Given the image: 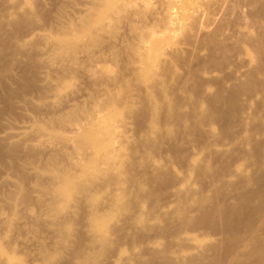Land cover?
I'll use <instances>...</instances> for the list:
<instances>
[{
  "label": "bare ground",
  "instance_id": "obj_1",
  "mask_svg": "<svg viewBox=\"0 0 264 264\" xmlns=\"http://www.w3.org/2000/svg\"><path fill=\"white\" fill-rule=\"evenodd\" d=\"M2 1L0 0V3ZM96 1L94 4L92 3L91 7L87 6L83 12V18L79 17L81 19L78 20L79 22L68 24L65 34H61L55 39L49 36L46 32L47 29L45 30L43 27L41 29L39 25L40 28L35 25L39 29L35 30L36 27L33 25L35 28L27 31L30 26H27L26 23L29 20L28 17L31 18L29 21L31 22L37 15L36 11H33L34 5L31 3L33 1L18 4L17 0H7L8 13L7 10L6 13H0V35L9 26L10 29L14 26L17 29V34L23 33L20 35L24 38L21 44H18L21 38L15 40L16 32L14 36L10 34L11 37L7 38V41H14L17 48L19 45L21 46L20 49H16L18 56L14 53L18 58L20 54L31 52L32 50L29 49H33L35 42L42 41L50 48L59 51L58 54L50 55L49 58L46 56L45 65L48 63L49 65H59L57 67L61 65L60 68L63 65V69L64 66L76 68L75 50L70 47L73 41L79 40L81 37L89 38L93 33H97L102 39L82 52L80 57L85 58L88 51L100 52L101 46L105 44L102 43L104 38H115L120 29L125 26L130 25V28L133 29H131L132 32L135 30L141 32L140 40L137 39L136 43L134 42L128 47L134 55L132 56L134 59L131 58L133 59L131 60V80L124 81L119 75L109 73L106 66H96L95 70H85V73L96 81L118 86L117 93L106 92L103 94L106 95L105 98L92 103L90 107L77 109H73L75 106L72 105L73 103L70 105L63 100L73 96L70 87L69 90L65 88L64 94L59 96H56L59 93L55 94L59 103L61 100L63 101H61V105L66 103L68 106H65L67 111L62 112V115L59 112L56 115L54 113L53 116L57 118L54 117L56 120H52L56 121V124H60L61 127L65 126L72 132L69 131L72 135H49L40 126L37 130L38 135H34L35 138L31 139L33 142L31 146L32 149L44 151V155L49 154V156L43 157L41 152L36 154L37 151L35 153L33 150L32 162L37 159L36 155L40 154L41 160L42 157L49 158L47 159L48 164L46 165L47 162L44 161L46 166L43 164L45 166L44 169L42 168L43 171L45 170L43 174L39 172L43 166L38 169L39 174L33 168L30 170L31 173L32 170L37 173L36 178L38 175L45 174L46 176H44L50 182L45 188L41 187L44 186L43 182L42 185L38 184L41 188L40 195L44 196V200L46 198V201L41 203L47 209L45 218L41 217L42 222L39 223L45 227V229H41L47 230L48 234H53L55 238L57 237V241L50 242L53 247L49 243H40L39 238L35 236L36 232L30 231L28 228V231L35 234L30 233L35 236L33 240H30L27 238L29 233L26 232V228L21 226H19V230L25 229L27 237L25 235L17 237L15 235L19 232L17 230L15 232V228L18 229V226L13 229L14 226L12 227V223H10L2 228L4 230L3 238L5 239L6 235L7 240L5 241H8L7 246L10 245L8 248L10 247L14 252L18 251L20 245L25 249H32V252L24 250L23 254L27 253V257H35L34 261L44 258L45 261L42 264H264V169L263 173L262 171H253L249 176L237 168L232 169L236 166L233 165L237 162L236 156H239L246 146L264 148V127L261 125L262 123L260 124L264 119L262 113L264 100L260 102L261 104H256V108L250 107L252 103L256 102L255 100L264 99V16L261 12L264 9V0H250L252 6L259 7L260 12L251 13L258 24L252 29L253 37L243 38L242 41L247 45L256 66L252 70L248 67V70L239 71L241 73L239 76L237 71V74L234 73L235 77L233 74L224 72L231 65L230 62H232L237 46L229 43V38L227 40L226 36L219 40L215 33L203 34V31L212 28V18L209 13H203L202 9L193 8L190 1L183 0L177 4V0H175L176 4H172L170 0L168 11L163 8L167 11L165 14L167 17L163 20L165 28L160 29L161 31L155 26L146 29V27L138 28L122 22L119 17L120 15L125 17L127 5L125 7L118 4L113 7L110 0ZM226 1L219 0L218 2ZM3 2L6 3L5 0ZM42 3L44 4V2ZM0 5L2 6V3ZM127 8L129 9V6ZM131 8L130 10H132ZM9 9H15L16 16L12 15L13 12L12 10L10 12ZM137 9L139 10V7ZM154 10L152 8V11L136 12L134 9L133 15L143 19V15L146 13L157 14L158 9L155 10L156 12ZM24 16H27V20ZM22 17L26 22L21 19ZM21 20L24 22L22 23ZM32 23L34 24V21ZM97 24H100V27L98 31L94 32V27ZM56 25H61V22H55ZM60 27L63 28L62 26L58 28ZM172 30L182 34V36L179 34L181 42L173 41L172 35L170 36L171 40L165 35L166 33L164 36L158 34ZM137 32L134 33L136 36H138ZM68 34H72V37H68ZM231 34V36H235V34ZM11 42L7 44L4 42L5 45H0V65L5 63L6 53L13 48L11 46L14 44ZM108 43H106L107 46ZM197 43H201L202 48L208 45L206 47H209L207 57L201 58V50H197L195 47ZM163 44L167 45L164 48L167 51H161ZM127 54L131 53L126 52ZM122 55L124 54L122 53ZM30 57L31 55L26 59L30 60ZM114 58H118V54ZM192 62L198 63L196 68H192L190 64ZM180 68L184 70V73H181ZM209 68L213 72L215 70L219 72L221 75L219 74L218 77L220 78H215L216 75L213 77L214 79H209L210 75L206 79L205 74L206 76L209 74ZM64 70L70 72L67 68ZM258 74H261L263 78L258 79ZM7 79L8 81L15 80V76L9 75ZM228 83H230L229 86ZM213 86L217 90L211 94L210 88ZM192 93H198L196 96L199 99L194 100L197 98L193 99L194 94L192 95ZM243 96L248 100H246L247 106L245 105V107L242 102ZM28 97L31 98L29 95ZM25 98L24 100L27 102L29 99ZM49 99L52 98L47 99L50 102ZM251 101L254 102L251 103ZM29 102L31 101L29 100ZM53 102L56 103V100H52L50 105L47 104L49 108L56 105ZM19 105L21 106V104ZM56 107L58 108V106ZM247 110L249 111L247 112ZM214 128H217L218 133H215L216 129ZM12 130L10 134L6 133L10 135L9 137H0L1 143L2 141L6 142L5 144L8 143L11 148L10 153H6L9 157H15V153L19 149L17 146L15 147V143H18L17 139L20 140L19 138L24 137L23 134L26 133L27 127L18 125ZM179 130H182L181 134L178 133ZM177 135L183 136L181 137L183 139L179 138L181 141L183 140L181 144ZM24 140L29 139L23 138ZM21 142L22 140L19 141V143ZM25 142L30 146V143ZM25 142H23L24 146ZM209 142L229 150L208 154L213 148ZM13 144L17 149H14ZM23 145L21 147L25 152L27 148L25 147V150ZM163 146L167 148L165 154L162 152L164 155L159 153L158 158L153 157L154 153L159 155L155 151L163 150ZM29 148L31 149V147ZM29 148L28 150H30ZM189 148L192 149L191 152L196 149L203 156L199 160H194L196 153H194L195 156L189 155ZM2 150L4 148L0 147V155L5 151ZM22 150L17 152L20 153ZM67 150H70L71 155L67 153ZM23 152L22 155H19L24 156ZM29 154L32 155V152ZM226 154L229 165L228 163L223 165L221 160V156H226ZM28 156L30 155H25V157ZM34 156L36 157L34 158ZM12 159L6 158L7 163H12L9 162ZM16 159L13 161L16 162ZM206 159H208L209 165L203 166L202 162ZM24 160V158L21 161L17 160L20 164L16 163L21 165ZM29 162L25 163L28 164V167L30 166ZM13 164H9V166ZM16 166L18 167V165ZM175 166L179 171L176 172L173 169ZM10 168L12 169V167ZM262 168H264V164H262ZM23 170L21 171L23 172ZM21 171L19 170V172ZM18 174L17 176H19ZM193 174L196 177V179L193 178L197 185L196 188L190 180ZM23 175L19 177H25ZM27 177L29 178V176ZM21 180L28 179L21 178ZM31 180L33 181V179ZM22 183L21 189H24ZM17 187H15L17 189L15 191L21 193L20 187ZM29 192L23 190V193L28 194ZM164 194L167 197H164L166 201L160 205L164 199L161 195ZM27 197L25 195L23 200L28 201ZM23 200L22 202L17 200L18 207L21 206L20 203L25 202ZM166 202L171 204L169 203L170 205L166 207ZM142 204L147 205L146 209L141 207ZM21 208L18 209L21 210ZM18 209L15 210L18 211ZM17 215L19 214H16V217ZM34 218L36 221L37 217ZM38 219L40 220V218ZM38 221L36 222L38 223ZM38 233L40 236L43 234ZM146 237L149 243L145 241ZM150 238L157 242L149 240ZM141 242L144 247H140ZM154 242L156 247L153 245ZM157 243L162 247V250L157 246ZM116 244L122 247L123 245L127 246L125 247L127 249L123 248L129 253L121 246V250L125 252L121 251V253L120 250L117 252L116 247L119 246ZM11 245L19 246L15 250ZM0 247V251L3 252V254L0 252V264H27L22 261L24 258L19 259L22 257L20 256L22 253H18L20 257L16 254V258L13 256L14 253L13 255L5 253V249L1 245ZM139 247L146 252V255H144L145 252L142 254L138 250ZM113 257L116 258L115 261L112 260ZM24 261L26 262V260Z\"/></svg>",
  "mask_w": 264,
  "mask_h": 264
},
{
  "label": "rangeland",
  "instance_id": "obj_2",
  "mask_svg": "<svg viewBox=\"0 0 264 264\" xmlns=\"http://www.w3.org/2000/svg\"><path fill=\"white\" fill-rule=\"evenodd\" d=\"M3 1L1 2L2 6L0 5V11H1L0 13H4V12L6 13V10H7V13H8V6H9L7 4L8 2H7V0H5L6 3L3 2ZM29 1L30 2L31 1L34 2V3L31 2V3L34 5L33 11L34 12L36 11V14H37L36 18L35 19L33 18L34 20L32 19L34 21V24L33 23L31 24V22H33V21L29 22L31 20L30 17H28L29 20L27 22L24 19L25 16L22 17L21 19L24 20L28 24L27 26H29V25L30 26L31 25L32 26L33 25L34 26L35 25L38 26L39 25L41 27V29H42V27L45 30L47 29L46 32L49 34V36L52 39H55L58 36H60L61 34H65L64 32L67 31L66 29H68V24L75 23L80 18L82 19L83 16H84L83 12H85V9H87V6L91 7L96 0H17L16 3L23 4V3H29ZM112 1L110 0V2L112 3L113 7L118 5V4H122L125 7H126V5H127V7L129 6V9L126 7L127 14L125 12V17L122 16V15H120V17H119L122 20V22L129 23V24H131L133 26H136L138 28L146 27V29H148V27H154L155 26V27L159 28V30L160 29L163 30V28H165L164 25H163L164 24L163 20H165V18L167 17V15H165V14H167L168 5L170 6L171 2H172V4H176V2H177V4H179V2H181L183 0H180V1L177 0L176 2H175V0H171V2H170V0H166V1L165 0H160V1L158 0V2H157V0H115L113 2ZM161 1L162 2L165 1V2L162 3ZM184 1H187V2L190 1V3L192 4L193 8L200 9V10L202 9L203 13L207 12V13L210 14V16L212 18V23H211V27L212 28L209 29V30L206 29L205 31H203L202 32L203 34L215 33V34L218 35L217 37H219V40L220 39H224V37L226 36L225 38H227V40L229 38V43H232V45L237 46L236 50H235L234 57H232V62H230L231 65L229 66V68L226 69L227 71L224 72L225 74H231V75L233 74V76L235 77L234 73L237 74L239 71L240 72H241V70L243 71V69L248 70L249 68H251V70H252V69L255 68L256 63L253 61L252 55L250 54L247 45L244 44L242 41L244 40L243 38H246V37L247 38H252L253 37L252 29L258 23H257V20L254 17H252L251 13L260 12L259 7L252 6L250 4V0H227L224 3L218 2L219 0H184ZM42 2H44V4ZM96 2H98V1H96ZM159 2H160V4H159ZM168 2H170V3H168ZM163 4H165L164 7H163ZM4 6H5V9H4ZM138 7H139V10L137 9ZM130 8L132 10H130ZM152 8H153V10L154 9L155 10L158 9L157 14L146 13V14L143 15L144 16L143 19H141L138 16L133 15L135 13L133 11L134 9H135L136 12H138V11L139 12H141V11L144 12V11H149V10L152 11ZM163 8L167 9V11L165 9H163ZM81 9H84V10H81ZM2 10H3V12H2ZM11 10L13 12L12 15L16 16V12L14 11L15 9H9L10 12H11ZM155 10H154V12H156ZM261 12H262V14L264 16V9L261 10ZM22 20H21V22L23 23L24 21H22ZM26 20H27V18H26ZM55 22H61V25H59V26H62L63 28H61V27L58 28L59 26H57V25L55 26ZM32 26L30 28L28 27L27 31L30 30L31 28L34 29L35 27H36L35 30L40 28L39 26H38L39 28H37V26H35V27L34 26L32 27ZM5 27H8V26H5ZM12 27H11V29H10V26L8 28H5L4 32L6 33V35H5L4 32H3L4 34L2 33V35H0V37H1L0 38V45H2V44L5 45L4 42H6V44L11 42V40H8L9 41L8 42L7 38L9 39V37H11V35L14 36L15 32H16V35H17L15 37V40H16V38H18V39L21 38V41L18 44H21V42L24 41L23 40L24 38L22 36H20L23 33H21L20 35H19V33L17 34V29L14 28V26H12ZM99 27H100V24H97V26L94 27L95 28L94 32L98 31ZM130 27L131 26L128 25V26H125L124 28L120 29V32L117 34V36L115 38H111L110 37V39H112V40H110L109 38H107V39L104 38V40H106V41L108 39L110 40V41L109 40L107 41L109 43L111 42L110 45L108 43V46H107V44H106L107 42H105L103 40L102 43L103 44L105 43V44L101 46V48H102L101 51L100 52L88 51L85 58H81L80 57L82 52L85 49H88L89 47H91V46L97 44L98 42H100L102 40L101 37L97 33H93V35L91 37H89V38L81 37L79 40L73 41L71 43L72 46L70 48L72 50H75V58H77V61H76L77 62L76 65L77 66H76L75 69L72 66H69V68H68V66H64L65 67L64 69H66V68L69 69L70 72L72 71L71 73L70 72L68 73V71L66 72V70L63 69V65H62V68H60L61 65H60V67H57L59 65H53V64L49 65V63H48V65H45V63H46L45 60H47L46 56H48V58H49L50 55L53 56L54 54H58L59 51H57L54 48H50L45 42L43 43L42 41L35 42L33 49H29L30 51L31 50L32 51L29 52V53H24V55H26V56L20 54L21 56L19 55V58L17 57L18 55L16 54V49H20L19 47H21V46L19 45V47L17 48V46L14 44L15 42L12 41L11 43L14 44V45L11 44L12 45L11 48L12 47L13 48L11 49V51L7 52V53H9L8 55L6 53V56H5V59H4L5 63L0 65V137L1 136L2 137L3 136H5V137L8 136L9 137L10 136L9 135L10 132L13 131L12 128H14V127H16L18 125H24V126L27 127V130H25V131H26V133L28 132L27 133L28 135L26 136V133H24L23 134L24 137H21L19 139L22 140V142H21L22 145H23V142H25V141L30 143V146H29V144H27L25 142L24 143L25 146L23 145L24 146L23 148L25 150L27 148V150H28V148L31 147V149L29 148L30 150H28V152L29 153L32 152V155L29 154L27 152V150L25 152H23L24 150H22V147H21L22 145H21V143H19L20 140L17 139L18 143L17 142L15 143V147L17 146V148H19V149L21 148L24 156H20V155H22L21 154L22 152L18 153L17 151H21V150L15 148L14 144H13L12 146L14 147V149H17V151L15 153V157L17 155L18 156L16 157L17 159L15 157H11V156L9 157L8 155H6V153L9 154L11 148L9 147L8 143L5 144L6 142H3V141L1 143V140H0L1 149L4 148L5 151L8 150L6 152L4 150H2V151H4V152H2L4 154L2 155V153H1L0 156H2V157L8 156L6 158L10 159V160H11V158H13L12 161L9 160V162H12V163H7L8 161L6 160V158L2 159L0 157L2 159V160L0 159V245L3 247V249H5V251H6L5 253H9L11 255H13V253H14L13 256L16 257V258H17V256H19V254L22 253V255H20L22 257L19 256L20 258L19 257L18 258L19 259L24 258V260H26V262L24 260H22L24 263H27V264H42L45 261V259L44 258H40L39 261H34L35 257H27L26 256L27 253L24 252L25 253V255H24L23 251L25 250L26 252L27 251L32 252V249L29 250V249L26 248L27 249L26 250L25 247H22L21 245L20 246L19 245H15V247H14V245L13 246L11 245L12 247L15 248V250L19 246V248L17 249L18 250L17 252H14L13 250H11L10 247L8 248V246H10V245L7 246L8 241L7 242L5 241V240H7L6 239L7 236L5 235L6 238L5 239L3 238L4 237V235H3V233H4L3 231L4 230L2 229V228H4L6 226V224L12 223V227L14 226L13 229L15 228V226L16 227L18 226V229L15 228V232H16V230H17V232H19V233H16V235H15L17 237L19 235H22L20 237H24L25 231L28 228H30L29 229L30 231L32 230V231L36 232V235L34 234V232H32V233L36 236V238H39L40 243L41 242L46 243V244L49 243V245H52L51 247H53V244H51V243H54V242L57 241V239H56L57 237L55 238L53 236V234L51 235V233L48 234V232H46L47 230H43V229H45L44 226L42 227L43 224L39 223V222H42L41 219L43 217L45 218V214H46V210H47L46 207L44 206V204L41 203L42 201H46V198L44 200V196H42V194L40 195V189H41L40 185H42L41 183L43 182L44 186L42 185L41 187L45 188V187H48L46 185L50 184V182L46 179L47 177H45L46 176L45 174H44L45 176L44 175L43 176L38 175L37 176L38 178H36L35 176H36L37 173L39 174V172H41L43 174V172L45 171V170L43 171L42 168L44 169L45 166L48 164V162H47L48 160L47 159H49V158L45 159L43 157H47V156H49V154L45 151V153L48 154V155L45 156L44 155V151L41 152V151H38V149H36V150L34 148L32 149L31 144H33V142H32L31 139L35 138L34 135L35 136L38 135L37 130H38V128L40 126H42L44 128V132L49 134V135L55 136V135H59V134L61 135L62 134V135L71 136L72 134L70 135V133H72V132L69 129H67L65 126L61 127L60 124H56V121H53V120H56V119H54L55 116H53L54 113L56 115V113L59 112V114L62 115V112H64L66 110V107L68 106V104L71 105V103H73L72 105H75L73 107V109L90 107L92 105V103H96L101 98H105L106 95H103L104 93H106V92L110 93V94L117 93L116 88H118V86H116V85L115 86H111L110 83H108V82L96 81V80L92 79L90 76H88L85 73V70H88V69L95 70L96 66H106L108 68L109 73H115V74L119 75L120 78L122 80H124V81H128V79L131 80V76H132L131 72H130L131 71V67H132L131 60L134 59L132 57L134 55L132 54V51H130L131 49H129L128 47H129L130 44H133L134 42L136 43L137 39L140 40L139 38L141 36V32H139L138 30H135V32L138 31L137 32L138 36H136L135 35L136 33L134 31L132 32L133 29L130 28ZM6 29H9V30H6ZM12 29H14V30H12ZM172 31H169V32L167 31L168 33L166 31H164V32H161V33H158V34H160L159 36H161L162 34L164 36V34L166 33L165 35H167L168 37H170L172 35L171 37L173 38V41L181 42L182 41L181 40L182 34L178 33V31H175V32L173 31V33H172ZM231 33L235 34L236 37L235 36L234 37L231 36L232 35ZM177 34H178V36H177ZM3 36L4 37L6 36V37L4 38ZM67 36L68 37H72V34H68ZM133 36H134V39H133ZM172 38H171V40H172ZM230 38H231V42H230ZM13 40H14V38H13ZM86 44H88V46H86ZM166 46H167L166 44H163V46L161 47V51L162 52L164 50L167 51V49H164V48H166ZM207 46H205V47L203 46V48H202V44L201 43H197L196 44L195 47L197 48V50H199V49L201 50V58H205V57H207L209 55V47L206 48ZM128 51L132 55L131 54H129V55L127 54L126 55V52L129 53ZM240 51L242 52L241 55H240ZM121 52L125 56L122 55ZM46 53H47V55H46ZM238 53H239V55H238ZM27 54L31 55L30 60L26 59V58L29 57V55H27ZM116 54H118V58H114L116 56ZM131 58H133V59H131ZM190 64H191L192 68H196V66H197L196 64H198V63L197 62H195V63L192 62ZM50 66H52V67H50ZM54 66L57 67V68L55 69ZM177 66H179V65H177ZM191 66L189 65L190 68H191ZM231 66H233V67H231ZM70 67H72L71 70H70ZM238 67L240 68L239 70H238ZM230 68H232V69H230ZM61 69H63L64 72H61V71H63ZM72 69H74V70H72ZM233 69H234V71H233ZM59 70H61V71H59ZM180 70H181V68H180ZM180 70H179V72H180ZM245 70H244V73H246ZM73 71H75V72L77 71V72L73 73ZM181 71H182L181 73H184V70H181ZM208 71H209V74H207V76L205 74V78L206 79H208L210 77V75H211L212 78L210 77L209 79H214L213 77H215L216 75H217V77H215V78H220V77H218L220 73L217 72L216 70H215V72H213V70L211 71V68H209ZM240 72L237 74L238 76L241 74ZM9 75H14L15 76V80L8 81L7 77ZM231 75H230V78H231ZM226 76L229 77V75H226ZM234 77H232V78H234ZM257 78L258 79L259 78H263V76L261 74H258ZM61 82H63V83L61 84ZM229 82L231 83V81H229ZM230 83H228L227 85L229 86ZM30 84H32V85H30ZM69 87L73 91V96H71L69 99H63L64 102H66V103L68 102V104L62 103V105H61L60 103H61L62 100L59 103V100H57V98H55V97L59 96L61 94H64L66 89L69 90ZM216 90H217V88L213 86V87L210 88V93L213 94V93H215ZM56 93H59V94H56ZM55 94H56V96H55ZM28 95L31 97L30 99H29ZM192 95H193V99L197 98V99H194V100H198L199 99V97L196 96V95H198V93L197 94L196 93H192ZM24 97H26L25 99H29L31 102H29V100H27V102H29V103H27L26 100H24ZM49 97L52 98V99H49L50 102L47 100ZM255 99H257V98L255 97ZM52 100H54V101L56 100V103L53 102L56 105L53 108L50 107L51 108L50 109L48 105H50L49 103H51ZM194 100H192V101H194ZM246 100H247V98L245 96H243L242 97V102H243L244 107H245V105L247 104V101H248V100L247 101ZM258 100H255L256 102L251 101V103L252 102H254V103H252V105L250 107L256 108L257 105L261 104L260 102L263 101L264 99L260 98V100L259 101ZM69 101H71V102H69ZM38 102H40V103H38ZM22 103L23 104H27V105H23ZM43 103H45V104L43 105ZM19 104H21V106ZM59 104H60V106H59ZM40 105H41V107H40ZM47 106H48V108H47ZM56 106H58L59 109ZM248 111L249 110H247V112ZM262 113L264 115V110L262 111ZM260 114H261V112H260ZM60 115H58V116H60ZM55 118H57V117H55ZM53 122H55V123H53ZM263 122H264V119H262V122H260V124L262 123L261 125L264 127V125H263L264 123ZM214 129H216V130H214ZM214 129L213 130L216 131L215 133H218L217 132L218 131L217 128H214ZM69 131H70V133H69ZM6 133H9V134H6ZM178 133L181 134L182 130H179ZM177 136H178L177 137L178 139L179 138L183 139V138H181L183 136H181V135H177ZM23 138L24 139L28 138L29 140H24L23 141ZM180 139L178 141H180L179 143L181 144L183 140L181 141ZM209 143L212 145L213 148L210 150V152L208 154H210L212 152H227L226 149H228V148L221 147L219 145H217L218 146L217 147L215 144H214L215 145L214 146L212 142H209ZM17 144H20L19 145L20 147ZM26 144H27L28 147L26 146ZM182 145H184V144H182ZM164 147L165 146H163V150L160 149L159 151H155V152H157V154H159V153L161 154L162 152L164 153L167 150V148L166 147L164 148ZM184 148H185V146H184ZM253 148L254 147H252V146H246L245 148H243L241 154L239 156H236L235 160L237 162L233 163V165H236V166H234V168H232V169L235 170L237 168L238 170H240V172H242L246 176L251 175L253 173V171L261 172L264 169V168H262V164H264V148L263 147L254 148L255 150ZM261 148H263V149H261ZM33 150H35V153L37 151L36 154H38V152L39 153L41 152L40 154H42L41 156H43L42 160H41V156H39L40 154L36 155L34 153V155L37 156V157L34 156V158L36 157L37 159L34 160L35 163L32 162L33 161V159H32L33 158V152H34ZM191 150L192 149L189 148V155L195 156L194 153H196L195 159L193 157L194 160H199L203 156L196 149H193L192 152H191ZM67 153L70 154V150H67ZM163 153L161 155L165 154V153L164 154ZM160 154L156 155V153H154V155L153 154L152 155H153V157H155V156L157 157V156H160ZM25 155L26 156L30 155V156L25 157ZM19 156H20V158H22V159L24 158L25 159L24 160L25 162L22 161V163H21L22 166L19 165L20 164L19 162H17V160H19V161L22 160V159L19 158ZM38 156H39V158H38ZM28 158H30L32 160H30ZM14 159H16L15 161L17 163H19V164L14 162L13 161ZM210 159L212 160V158H210ZM221 160H222L223 165L227 164L228 163L227 154H226V156L225 155L221 156ZM26 161H27V163H28V161H30L31 163L29 162V164H30V166L31 165L32 166L28 167L27 166L28 164H25ZM36 161H37V163H36ZM44 161L47 162L46 165L44 164L45 163ZM13 162H14V164L15 163L16 164L14 165ZM23 162L27 166L26 168L24 167ZM9 164L10 165L13 164V165L9 166ZM43 164L45 166H43ZM16 165H18V167L20 166L21 169H20V167L18 168ZM202 165L203 166L209 165L208 159L204 160L202 162ZM228 165H229V163H228ZM41 166H43V167H41ZM10 167H12V169ZM14 167H15V169H14ZM22 168L23 169L25 168V169L23 170ZM27 168H29V169H27ZM32 168H33V170H35V172L37 171V173H35L33 170H32V173H31L30 169H32ZM173 169L176 172L179 171V169L176 166L173 167ZM16 170H18V171H16ZM19 170L20 171L23 170V172L22 171L19 172ZM5 172H7L9 176L8 175L6 176L7 173H5ZM18 172H19V174H18ZM22 173L23 174L25 173L24 174L25 177H21V178H24V180L28 179V180H25L26 182L22 181L21 178L19 177V176L23 175ZM262 173H263V171H262ZM17 174L19 176H17ZM26 175L29 176V178ZM4 176H6V177H4ZM194 177L195 176L193 174L192 177L190 178V180L193 183V186L196 188L197 185H196V183L193 180ZM7 179H9V180H7ZM31 179H33V181ZM194 179H196V177ZM20 180H21V182H20ZM22 182H24V183H22ZM21 183L24 185L23 187L25 189V192H29L30 191L28 194L27 193H23L24 189H21L22 188ZM25 183H26V185H25ZM19 184L21 185V187H20ZM38 184H40V185L38 186ZM11 185H14V186H11ZM17 185H19V186L17 187ZM36 185H37L38 189H37V187H34ZM26 186H27V188H25ZM15 187H17V188L20 187L19 189H21L22 192L21 193L16 192L17 189ZM31 187L33 189H30ZM27 190H29V191H27ZM230 193H231V191H230ZM20 194H22L21 196H23L24 194L26 195V197L28 196L29 198L28 197L26 198V199H28V201L27 200H23V199H25V195L23 197H21ZM33 197H36V198H33ZM161 197L164 198L166 196L164 194V195H161ZM166 198H164L160 202V205H162L161 203H164V201H166L165 200ZM17 200H18V202L19 201L22 202V200L25 201V202L20 203L19 205H21V206L18 207L17 206L18 205L17 204ZM169 203L170 202H168V203L166 202L165 206L166 207L169 206L171 204V203L170 204ZM144 205H146V204H144ZM144 205L142 204L141 207L146 209L147 205L145 207H143ZM12 206L18 207L19 209H20V207H22V208H21V210H19L18 208H14ZM158 206H159V204H158ZM15 209L16 210L18 209L19 213ZM23 209H25V210H23ZM13 210L15 212H17V213H15ZM22 210L25 211V212L23 213ZM16 214H19V215L23 214L22 215L23 217L21 215L20 216L17 215V217H16ZM24 216H26V217H24ZM34 217L40 218V220L38 219L39 221L36 218V221H38L39 224L35 221ZM15 218L20 220V221H17ZM13 219H15L19 224L18 223L16 224L15 223L16 221L13 220ZM11 220H13V221L11 222ZM32 221H33L34 224H37L39 226V228H38V226L34 225L32 223ZM19 226L25 227L26 230L22 228V229H20L21 230V232H20ZM32 228L35 229V230H33ZM41 228H43V229H41ZM30 231H28V230L26 231L29 234L26 233L28 237L26 235H25V237H27L30 240H33V237H35V236L31 235L32 233ZM38 232H40V234H42V233L43 234L40 236V235H38L39 234ZM37 235L40 236V237H38ZM42 236L44 237L45 240L43 239ZM27 238H25V239H27ZM152 238H150L149 240H151ZM46 239H48L49 242ZM144 239H147L145 241H148L147 237L144 238ZM153 240L156 241L155 239H152V241ZM125 241L128 242V240H126V239H125ZM147 243H149V241ZM16 244H18V243H16ZM158 244L159 243H157V246L161 247ZM153 245L155 246L156 243L154 242ZM153 245H151V246H153ZM116 246H119V247L117 248ZM116 246H115L116 247V251L117 250L118 251L120 250V252L121 251L122 252H125V251L127 252L128 251V250H125V249H127V248H125L127 246L124 247V245H123V247L125 249L121 245L116 244ZM120 246L125 251L121 250ZM141 246H143L142 242H141L140 247ZM48 247H50V246H48ZM141 249L142 248H140L138 250L140 252H142V254H143L145 251L144 250L142 251ZM0 250H1V247H0ZM19 250L20 251L22 250V252H20ZM161 250H162V247H161ZM0 252L3 254L2 251H0ZM33 252H34V250H33ZM127 253H129V251ZM16 254H17V256H16ZM144 255H146V252L144 253ZM25 258H27V259H25ZM112 260L115 261L116 258L113 257Z\"/></svg>",
  "mask_w": 264,
  "mask_h": 264
}]
</instances>
